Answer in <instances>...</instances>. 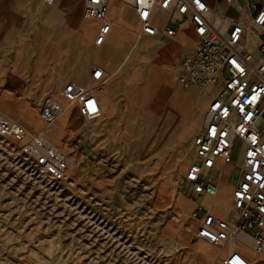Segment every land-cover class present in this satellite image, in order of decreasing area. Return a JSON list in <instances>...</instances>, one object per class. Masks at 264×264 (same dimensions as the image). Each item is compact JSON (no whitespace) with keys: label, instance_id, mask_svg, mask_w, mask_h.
<instances>
[{"label":"rangeland","instance_id":"374dc122","mask_svg":"<svg viewBox=\"0 0 264 264\" xmlns=\"http://www.w3.org/2000/svg\"><path fill=\"white\" fill-rule=\"evenodd\" d=\"M79 5L77 29L58 1L50 8L40 0H0V120L19 121L29 133L25 139L0 137V264H222L233 252L250 264H264L247 234L238 233L241 240L228 243L224 229L231 227L218 226L223 234L219 246L196 236L199 221L193 213L203 214L201 201L186 189L184 178L209 100L177 75L181 56L198 40L192 26L184 24L193 44L169 56L172 66H163L162 44L139 34L131 4L133 33L123 30V20L113 25L115 35L123 36L120 46L114 45L112 34L103 46L94 44V35L84 42V0ZM54 9L61 16L49 20L47 13ZM252 30L257 28L247 29ZM178 33L160 40L167 43ZM58 37L65 44L56 53L52 48ZM257 42L248 33L247 47L254 49ZM97 66L115 100H104L90 88L101 105L99 118L83 117L68 100H53L54 119L41 115L45 101L63 97L68 82L98 83L91 78ZM183 122L186 127L180 128ZM37 135L46 143L32 149L34 154L52 144L69 155L64 180L46 181L35 157L23 150ZM236 148L238 164L242 143ZM237 169L224 168L220 194L228 191ZM183 199L189 208L180 207ZM227 218L231 225L232 205Z\"/></svg>","mask_w":264,"mask_h":264},{"label":"built area","instance_id":"2783aa9c","mask_svg":"<svg viewBox=\"0 0 264 264\" xmlns=\"http://www.w3.org/2000/svg\"><path fill=\"white\" fill-rule=\"evenodd\" d=\"M122 0H84V18L96 21L94 44L103 46L112 30L110 10ZM232 3L234 0H226ZM46 7H54L57 0H41ZM139 34L150 38L174 37L182 26L189 23L198 40L195 46L181 56L178 80L185 86H197L209 94L207 116L203 127L193 139L194 159L184 178L186 189L196 200L217 194V160L231 163L239 170V178L233 186L232 206L235 219L231 228L248 233L255 241L256 252L264 256V44L254 49L247 47L248 27L264 26V7L257 4L250 8L241 6L240 17L233 20L228 32L219 30L209 19L210 6L204 0H133ZM160 18V19H158ZM94 82H103V68L91 72ZM64 97L76 105L79 113L89 119H97L101 105L87 86L68 82ZM56 106L53 100L45 101L41 115L54 119ZM26 125L16 120H0V137L25 139ZM243 145V153L237 164L233 150L237 143ZM46 143L37 135L32 144L23 150L35 157L36 169L45 173L49 182L64 180L68 169V154L52 144L45 145L44 153L34 154ZM35 147V148H34ZM221 175V174H220ZM193 216L199 221L196 236L212 243H219L223 234L218 231L221 217L211 213L201 203ZM222 264H250L239 252L225 257Z\"/></svg>","mask_w":264,"mask_h":264},{"label":"crops","instance_id":"0c3cea01","mask_svg":"<svg viewBox=\"0 0 264 264\" xmlns=\"http://www.w3.org/2000/svg\"><path fill=\"white\" fill-rule=\"evenodd\" d=\"M57 1L60 2L64 8L67 9L69 16L74 23V26L78 29V26L80 24V14H81L79 0H57ZM132 1H130V2H132ZM204 1L211 8V14L212 15L209 14L210 15L209 19H211V22L222 32H228L232 26L233 20L238 19L240 17L239 9L241 6H244L245 8H250L251 5L257 4L259 8L264 7V0H234L232 3H229L226 0H204ZM40 2H41V0H40ZM129 5H126L125 2H120L116 5H113V7L111 9V14H110L111 19H112V31H113V25L115 23L119 22L120 20L121 21L123 20L125 23V27H123V30L127 31L129 33H133L134 29L130 26L131 20H130V11L128 9ZM60 13H61L60 9L59 10L54 9V10L50 11L47 13L48 19L49 20L58 19L61 16ZM158 19H160V18H158ZM95 25H97V22H94V21L90 22L89 21L87 23V20L85 21V25H83L84 27L82 29V35H81V37L83 38L82 40L84 42L87 39H91L92 36L95 34V32H96ZM112 31H111V34L113 36L114 45L120 46L123 43V38H122L123 36H121V37L116 36L115 32L113 31V33H112ZM253 32H256L258 35V37H257L258 42L254 46V48H256L259 44H261V43L264 44V26H262L261 28H257L256 31L255 30H252L251 32L247 31V33H246L247 41H248V33H253ZM111 34H110L108 40L110 39ZM155 40H156V43L162 44L159 47L164 49L166 52V64H162V65L163 66L164 65L172 66L171 64H169V62H170L169 56L173 53L176 54L180 50H182L183 48L192 45L195 39L189 33L188 26L184 25V27L182 26L180 32L172 41L165 43V42L161 41L160 39H155ZM63 42H64V40H62L61 37H58L56 47L55 48L53 47L52 50L57 53L59 50H61V45H63ZM64 44H65V42H64ZM96 54H98V53L96 52ZM170 82H171V80H169V84H170ZM89 88L99 90L101 95H102V99L115 101L107 93L105 82H100V83L98 82V83L90 86ZM168 89H170V87ZM178 93H177V95H179ZM184 96H186V95L184 94ZM51 100H67V99L64 97V95L62 97L59 94H57L56 96H53V98H51ZM207 101H208V99H207ZM207 101H206V103H207ZM199 123H200V117L199 118L197 117L195 119L194 125L198 126ZM181 127H186V123L183 122L181 124L180 128ZM173 138L174 137L168 139L169 142H171V140ZM224 165H225L224 168H229V169H231L233 166V164H231V163H225ZM237 172L238 173H237L235 179H230L228 182V183H230V187H229L228 191L224 194H221L222 196L227 195L229 200H230V196L232 193V186H234L237 179L239 178V170ZM221 178H223V176ZM220 180L221 179L218 180V183H220ZM221 182H223V181L221 180ZM219 190H220V188H219ZM230 203H232V202H230Z\"/></svg>","mask_w":264,"mask_h":264},{"label":"bare ground","instance_id":"6f19581e","mask_svg":"<svg viewBox=\"0 0 264 264\" xmlns=\"http://www.w3.org/2000/svg\"><path fill=\"white\" fill-rule=\"evenodd\" d=\"M132 0H122L121 2H127V3H132L130 2ZM211 14V12H210ZM83 15H84V6H83ZM212 15V14H211ZM210 17V15H209ZM87 20V19H86ZM211 20V19H210ZM90 20H87V22H89ZM90 22H93V21H90ZM96 22V21H94ZM232 22V21H231ZM98 26V23L97 25H95V29L97 28ZM112 31V30H111ZM111 34V33H110ZM252 34H254L256 37H258L257 33L256 32H253ZM110 36V35H109ZM108 36V38H109ZM108 38H107V41H108ZM212 87H207V89H205V92L202 91V94L206 95L208 97V100L210 101V98H211V94H209V92H212L211 91ZM238 148V147H237ZM236 148V149H237ZM233 150V153L235 154V150ZM225 165L223 164V160L222 159H218L217 160V163H216V166L214 167V171L215 173H217V177H216V180H217V186H218V191H217V194L214 195V196H211V195H206L204 196L200 201H201V204L204 205L205 207L207 206V208L209 209V211L211 213H214V215H216V212L218 215H222L223 216V220H221L220 224L219 225H223L224 227L226 228H230L231 225H228V218H227V214H228V210L230 208V206L232 205V203H230V200L228 199V196L227 195H221L219 194L220 193V190H219V183H218V180H219V177H222V173H223V169H224ZM221 174V175H220ZM43 178L48 181V179L46 178L45 176V173L42 174ZM219 194V195H218ZM192 200V199H191ZM193 202V201H192ZM224 202H229V204L226 205V207L222 210L221 209V206ZM231 202H232V198H231ZM229 205V206H228ZM180 207H185V208H189L190 207V204L185 201L184 199L180 202ZM180 208V211H182V209ZM222 210V212L220 213V211ZM216 215V216H218ZM222 218V217H221ZM229 226V227H228ZM224 232H226L227 234V238H228V243L231 242L232 239H237L239 240L241 237H239L238 235L236 234H240V233H245L247 234L251 240H252V243H253V248L255 250V253L257 256H260L257 252H256V245H255V241L254 239L246 232L244 231H235L233 230L232 228H230L229 230H226L224 229ZM241 240V239H240ZM235 242V241H234ZM238 242V241H237ZM214 245H222L223 244V239L221 240V242L219 243H213Z\"/></svg>","mask_w":264,"mask_h":264}]
</instances>
